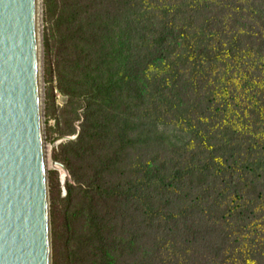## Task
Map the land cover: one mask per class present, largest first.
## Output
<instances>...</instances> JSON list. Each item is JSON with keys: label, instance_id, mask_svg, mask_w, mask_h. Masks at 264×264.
<instances>
[{"label": "trees", "instance_id": "obj_1", "mask_svg": "<svg viewBox=\"0 0 264 264\" xmlns=\"http://www.w3.org/2000/svg\"><path fill=\"white\" fill-rule=\"evenodd\" d=\"M164 1L64 0L59 88L76 100L78 109L67 110L57 130L71 135L78 124L81 131L55 157L74 179L67 182L66 198H59L51 173L54 264H117L120 255L133 249L141 253L136 264H184L188 248L194 246L202 255L193 264L237 263L232 227L248 223L234 224L233 212L239 217L249 212L233 198L247 185L246 196L264 195V187L263 192L259 188L264 186V148L242 147L241 134L226 128L234 147L232 153L223 149L218 154L221 161L211 158L204 166L198 160L197 167L175 160L180 141L176 131L168 133V125L190 104L195 109L187 111L189 116L214 117L216 111L206 112L200 99L185 96L211 80L220 86L227 66L223 64L218 78L212 73L227 52L216 51L191 27L196 9L186 6L187 0H173L183 6L175 14ZM221 14V9L214 13L216 25H221ZM203 17L199 11L196 22ZM254 41L249 42L253 52L263 43ZM153 69L161 73L150 78ZM46 114L54 118L51 106ZM197 124L212 135L202 122ZM141 148L150 151L148 165L133 161ZM166 152L168 157L163 156ZM134 163L135 170L129 169ZM232 185L239 192L233 190L230 197L226 191ZM201 218L206 224H198ZM152 232L151 242L137 243ZM178 234L191 244L181 246ZM165 237L178 253L173 248L163 251Z\"/></svg>", "mask_w": 264, "mask_h": 264}, {"label": "rangeland", "instance_id": "obj_2", "mask_svg": "<svg viewBox=\"0 0 264 264\" xmlns=\"http://www.w3.org/2000/svg\"><path fill=\"white\" fill-rule=\"evenodd\" d=\"M164 2L174 11L173 14L177 13L178 9L183 8L181 2L177 3L173 0H165ZM261 3H264V0H187L186 6L190 5L189 7H191L193 5V9H196L195 12L193 10L195 23L190 24L191 27L197 29V34L202 36V40L205 42L210 41L212 46H216V51L225 50L227 52V56L219 63V67H214L212 77L220 76L223 64L227 67L223 69L224 74L221 76L222 79L220 81L222 83H220V86L217 81L214 84L213 80H211V83L203 85L200 91L192 88L191 92L189 91L185 96L187 98L200 99L202 104H199V106L203 107L206 112L207 109L216 111L215 115L213 114L214 117H210L209 114L189 116L187 111L190 112L195 109V105L190 104L185 112L177 116L176 121L174 120L175 124L170 123L168 125V133L173 130L176 131L175 138L180 141L179 151L174 155L175 160L178 162L182 161V163H187L188 166L195 164L200 167V164L196 163L198 160L204 161V166L208 164L207 162L211 158H215L216 162L221 161L218 158V154L223 149L231 152L234 147L230 142V134H228V131H224L226 128L232 129L230 131L237 132L239 135L241 134L240 144L242 147L251 146L256 150L264 148V7H261ZM63 8L64 0H42V75L47 144L56 136H77L78 138L81 131L78 124L77 133H72L71 135H62L57 130L58 123L60 128L63 127L65 112L67 110L75 112L78 109L76 100L71 101L59 88V84L63 83V81H60V74L63 72L61 57L63 39L66 36L63 33L65 28L63 20L67 17V12L62 11ZM217 9L222 10L220 15L222 18L221 25L214 23L217 18L214 17V13ZM199 11L204 14L200 23L196 22ZM258 35L260 39L257 38ZM250 39L255 40L254 44H257L259 40H263V43H260L259 46L255 45L253 52L249 47ZM230 50L233 51V54H230ZM159 73H161V69H153L148 72V76L153 78ZM73 105L75 107L72 109ZM48 106H51L52 112L55 114L54 118L47 116ZM78 111L81 112L83 110ZM197 111L201 113L200 110L197 109ZM196 120L202 122L206 128H210V132H213L212 135L206 134L204 130L199 128ZM67 142L69 141H63L54 147L48 157L49 163L57 161L68 171V175H66L64 169H55L49 165V178H51V173L54 172L59 186L58 194L60 199L66 198L68 194L66 189L67 182L73 183L74 181L65 164L60 159L55 158L56 155L60 154L61 146L65 147ZM257 143H260V147ZM140 150L141 152L135 155L136 157H134L133 161H147L148 165L151 162L148 160L150 151L142 148ZM165 154L163 155L165 157L170 155L168 152ZM187 154L190 156L197 154L198 157L190 159L186 157ZM139 163L143 166L144 162ZM135 164L129 169L135 170ZM262 187L264 186H259L260 189ZM249 188L250 186L247 185V189L245 188L244 191L239 192L232 185L226 191V194L230 197L233 194V190L239 192V195L234 196L233 200L242 206L245 205L249 212L243 217H239V213L233 212L235 216L233 219L235 221L234 224L244 220L248 223L246 227H237V230L236 227H232V231L235 232L232 235V241H237L233 246L237 252L236 264H264V195L260 194V197H258L251 192L246 196L245 192ZM261 191L263 192L262 189ZM241 195L242 199H240ZM198 224L204 225L206 223L201 218ZM238 230L242 232L240 233L239 231L237 233L236 231ZM152 234L154 235V232L150 234V238L147 236L138 240L137 243L143 246V244L151 242ZM178 236V242L180 245L182 244L181 246L191 244L183 235L178 234ZM162 241L168 242V244L162 245L160 243L161 239L158 240V243L164 246L162 248L164 252L165 250H172L173 246L168 238L165 237ZM66 242L70 245L72 241L67 240ZM75 247L72 249L73 252H76L75 250H77L78 246ZM200 251L195 246L189 247L186 252L187 257L183 260L184 264H193L197 260L195 258L202 255ZM173 252L178 253V249L173 248ZM140 254L139 250L133 249L129 253L120 255L117 258V264H136L135 261L140 257ZM179 262L181 261L176 260V264H182Z\"/></svg>", "mask_w": 264, "mask_h": 264}, {"label": "water", "instance_id": "obj_3", "mask_svg": "<svg viewBox=\"0 0 264 264\" xmlns=\"http://www.w3.org/2000/svg\"><path fill=\"white\" fill-rule=\"evenodd\" d=\"M42 0H0V264H53Z\"/></svg>", "mask_w": 264, "mask_h": 264}]
</instances>
